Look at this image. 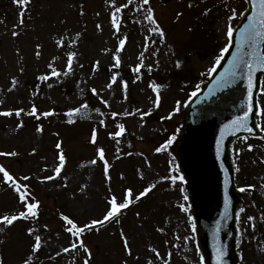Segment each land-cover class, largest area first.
I'll return each mask as SVG.
<instances>
[{"label":"rangeland","instance_id":"obj_1","mask_svg":"<svg viewBox=\"0 0 264 264\" xmlns=\"http://www.w3.org/2000/svg\"><path fill=\"white\" fill-rule=\"evenodd\" d=\"M6 4L10 6L0 10V112L18 108L25 112L20 117L0 115V153H17L16 156H0V164L18 178L30 177L21 182L29 185L32 196L40 201L43 210L38 220L0 225L6 229L0 233L3 264H22L31 255L34 239L27 233L29 227L36 228L35 234L46 241L33 264H82L86 256L83 249L69 253L61 251L75 238L64 231V224L54 215L64 212L81 225L104 215L110 191L103 163L98 158L99 147L105 149L112 165L111 189L118 196L126 187H132L137 193L149 183H157V188L148 198H142L125 210L119 224L112 222L99 232H86L84 241L93 252V264H123L124 261L147 264L149 259L154 264H163V260L150 250L152 247L159 250L163 259H168L171 252L169 264H200L201 255L207 264L198 227L195 234L191 232L189 217H194V212L186 186L179 181L175 185L160 181L161 177L172 174L170 168L177 166V149L168 148L159 153L155 149L162 132L167 130L173 133L172 137L183 125L184 107L192 93L178 86L172 78L179 73L195 74L198 82L204 84L211 74L209 69L216 67L215 59L222 54L221 49L229 45L228 25H236L246 7L245 1L206 0L190 6L176 0H149L148 5L141 7L143 0L130 3L129 0H31L25 22L18 28L14 26L19 23L22 9L14 0H0V5ZM125 4L128 6L122 8L120 14V32L116 33L111 23L113 5ZM148 7L154 10L157 21L165 29L163 39L150 31L154 25L145 19ZM205 9L211 11L203 15ZM232 9L236 10V15L229 21ZM177 13L183 15L177 17ZM13 31H19L20 35L12 36ZM124 36L128 40L120 53L122 63L113 72L108 69L114 64L118 41ZM60 39L64 40L63 46H58ZM37 44L42 45L39 57L36 56ZM72 51L77 53L72 73L44 82L37 79L52 71L49 64L61 73L66 71L68 53ZM142 52L144 67L140 73H135L132 69L140 63ZM177 59L183 62L182 69L175 67ZM96 61L100 62V67L93 71ZM148 66L152 67L151 71ZM114 73L119 74L117 83L108 88ZM137 75L141 77L139 80ZM13 77L18 81L15 88H12ZM123 80L128 81L126 100ZM153 81L165 86L161 90L159 108L153 105L155 93L149 86ZM92 88H96L99 95H94ZM101 96L108 100L110 107L102 103ZM177 101L181 102L180 111L167 118ZM33 103L40 112L55 109L57 113L40 118L42 133L36 131L39 125L34 123V117L27 115ZM84 103L87 109H82V114L74 117L75 122L69 123L67 111ZM259 104L264 107L262 92ZM136 109L151 110V115L142 120L139 114H123ZM112 112L120 115L110 119L106 113ZM258 119L264 126V118L258 115ZM21 120L23 127L17 129ZM100 120H104L106 126L101 125ZM120 123L126 128L124 136L110 137L109 133L117 131ZM93 129L97 131L96 144L91 143ZM57 142H62L67 163L60 177L43 180V177L54 175L59 163ZM249 144L253 145L252 149L248 148ZM33 149H36L34 154ZM128 152L133 154L128 156ZM93 159L97 160L95 165L90 163ZM173 159L174 164H171ZM232 163L239 188L255 185L242 192L244 211L238 210V262L264 264V141L256 142L250 137L247 141L243 138L235 141ZM141 171L144 179H140ZM185 195L187 201L183 199ZM18 202V194L0 182V216L21 211L23 206ZM180 204L189 207V212H183ZM121 228L129 238L132 256L124 250ZM158 228L164 231H157ZM185 237L194 238L185 240ZM57 252L61 254L57 256Z\"/></svg>","mask_w":264,"mask_h":264},{"label":"snow or ice","instance_id":"obj_2","mask_svg":"<svg viewBox=\"0 0 264 264\" xmlns=\"http://www.w3.org/2000/svg\"><path fill=\"white\" fill-rule=\"evenodd\" d=\"M131 0H129V3ZM252 4V15L248 18V23L241 29L240 33V40H241V45L238 50V54L233 57V60L230 61V68L225 70V73L221 75L220 81L218 82L219 86L221 88L227 87L229 84V80L235 78L239 74V70L241 67L247 69V103H246V110L243 111V115H238L236 116L232 121H230L228 124L224 125V128L221 129L220 133V140L218 141L217 145V155H221L222 148L221 145L225 139V132L231 131V133L239 132L241 130H245L248 133L255 134V130L250 127L249 125V120L250 117L252 116L254 109L257 107V102L255 101L254 98V91L259 90L260 92L264 93V87L257 88V83H256V72L260 70H264V48L261 49L259 55L256 53V48L259 47L260 44H264V0H250ZM14 3L22 9L19 13V23L14 26V28H18L19 26L23 25L25 22V15L28 10V6L31 3V0H14ZM149 0H143V4L141 7L144 5H148ZM114 6V11L111 14V23L113 28L115 29L116 33L120 32V14L122 11V8L127 7L128 5H121L119 7ZM191 6V5H190ZM139 11V8L137 9ZM211 9H205L203 12V15H207ZM232 16H229V21H231L234 16L236 15V10L232 9ZM81 14L83 12L81 11ZM180 15H183V13H177V17ZM147 21L151 25H154L150 29V31L156 33L157 35L160 36L161 39L165 37V29L161 27L160 23L157 21L154 10L151 7L147 8V15L145 17ZM99 28L100 25H97ZM190 31L192 29H189ZM20 32L19 31H13L12 36L16 37L19 36ZM80 34L77 33V36ZM233 35V27L231 23L228 25L227 29V36L229 39ZM128 37L124 36L123 38L119 39L118 41V47L116 49V52L113 56L114 59V64L112 67L114 68H119L121 66V55L120 53L124 50L125 45L127 43ZM75 42V41H73ZM154 43V41H153ZM64 45V40L60 39L58 41V46H63ZM247 46L248 48H252V52L250 54V57L248 59H245V56L248 55V53H245V56L240 55V52H244V48ZM42 47V45L37 44L36 48L38 49L36 51V56L39 57L41 55L39 49ZM230 45H226L221 49V55L217 56L215 59V64L218 66L220 64V61L224 58L223 54L227 53L229 51ZM145 51H147V47L145 48ZM77 53L72 51L68 53V60H67V68L66 71L61 73L59 70H56L52 64H49V68L52 69L50 73L43 74L39 76L37 79L40 80L41 82L48 81L52 77L59 78L61 75L67 76L70 73L73 72V60L75 59ZM143 52L140 54V63L137 64L135 67H133V72L135 73H140L141 69L144 67L143 63ZM81 67H83L81 65ZM100 67V62L96 61L94 65L93 71H97ZM175 67L177 69H182L183 67V62L180 59H177L175 62ZM148 70L151 71L152 67L148 66ZM23 71V69H21ZM210 72H215L216 67H212L209 69ZM118 73H114L111 78H110V83L107 85L108 88H112L114 84L117 83L118 80ZM141 77L140 75H137L136 79L139 80ZM18 81L16 80L15 77H13L12 80V88H15L17 85ZM122 88L124 92V99H127V94H128V81L123 80L122 82ZM49 87H52L51 84L48 85ZM154 93H155V100L153 102V105L155 108H159L161 106V90L164 88V85L157 84L156 82H151L149 85ZM197 90L199 89V85L196 86ZM12 89H9L11 91ZM91 92L94 95H99L97 92L96 88H92ZM192 96L197 95V91H193L191 93ZM101 101L103 104L107 105L110 107L108 100L104 99L102 96L100 97ZM2 103V101H0ZM180 106L181 102L177 101V106L173 110L172 113H170L169 117L171 118L172 115L180 111ZM88 105L87 103H84L80 105V107H74L71 108L67 111L66 115L69 117V123H74V117L81 115L82 109H87ZM258 114L264 118V107H259L258 109ZM97 112H99V109H96ZM25 109L23 108H18L14 110H6L3 112H0V115L6 116V117H11L13 114L15 116L20 117L21 113H24ZM55 109H50L48 111L40 112L37 105L35 103L32 104L31 111L27 112L28 116L35 117L37 120H39L41 117H50L53 115H56ZM124 115H136L139 114L141 119L143 120L144 117L150 116L151 115V110L148 111H142L140 109H136L134 112H125L123 113ZM101 116L104 115V113H100ZM120 115V113L117 112H112L111 116L113 118L117 117ZM101 125H105L104 120H100ZM23 127V121L21 120L20 123L17 125V129ZM37 132L42 133L44 131L43 125H39L36 129ZM260 131L264 132V126L260 127ZM126 132L125 125L123 123H120L117 125V131L115 132H110L109 136L113 138H121L124 136ZM58 135V134H57ZM264 138V137H262ZM176 137L173 135L170 137L165 144L161 145L160 147H157L155 151L157 153L166 151L168 148L171 147L173 142L175 141ZM243 139L247 141L249 139L248 136H244ZM97 142V131L96 129H93L92 134H91V143L96 144ZM117 143H119V139H117ZM56 148L59 150L58 151V165L55 166L54 168V175L52 176H46L43 177V180H54L57 177H60L62 171L65 168V165L67 163V157L65 155L64 148L62 146V142H57ZM249 149L253 148V145L249 144L248 145ZM119 151V149H118ZM33 154L36 152V149L32 150ZM97 154L99 160L103 163V173L105 176V179L107 180L109 184V191H110V196L107 200L108 207L102 216V218H96V219H91L89 222L84 223L83 225L78 224L73 218H71L69 215L61 213V219L64 222V231L71 234L72 237L75 239L70 242L69 247H64L62 248V252L64 253H69L71 251H76L79 249H83L85 252L86 256L83 261V264H90L92 257H93V252L89 248V246L85 243L83 237L86 232H91V231H96L99 232L101 227L105 226L106 224L115 222L119 224L121 222V217L124 215L125 210L129 209L135 202H139L142 198H148L151 193L157 188V183H149L146 187H144L141 191L138 193L134 191L132 187H126L123 189V196H118L114 191L111 189V181H112V176L110 174V169L112 165L109 163L108 159L106 158V153L105 149L103 147H99L97 149ZM133 153L128 152L126 155L131 156ZM16 152H7V153H0V156H16ZM117 159L120 157L117 156ZM91 164L95 165L97 163L96 159H93L90 161ZM171 164H174V159L173 161L170 162ZM239 171V169H236ZM227 171V170H225ZM170 172L172 174L163 176L160 178V181H169L172 185H175L177 181L181 183H186L185 177L182 173H179V168L178 166L170 168ZM179 173V174H177ZM0 174H2V181L5 184H7L9 187H11L15 193L18 194L19 201L23 205L24 210L18 211L14 214H5L3 216H0V225L4 226H13L15 222L20 221V220H38L39 218V210H40V201L36 200L34 196H32V193L29 191V185L27 183H22L21 181H28L30 179L29 176H23V177H16L13 175L3 164H0ZM140 179H144V173L141 171L139 172ZM121 179H124L123 174H121ZM230 183L229 178L226 176L225 179V196L227 198V188ZM249 188H255V185H249L247 187H242L240 188L241 192L247 191ZM183 191V189H181ZM185 201L188 200V196L185 195L183 197ZM180 209L188 213L189 212V207H187L185 204H180L179 205ZM241 212L244 211L243 208L240 209ZM136 216L139 217L140 213L137 212ZM228 213L225 211V218H227ZM191 221V232L193 234L196 233L197 231V224L195 221L194 217H189ZM248 219L254 220V217H248ZM220 222H217L216 225V233L218 234L220 231ZM45 228H47V225H44ZM255 227V225H253ZM5 227H0V233H3L5 231ZM157 231L163 232V228H158ZM37 232V229L34 227H29L27 229V233L30 236H33L34 243L31 246V255H29L27 258H25L22 261V264H33V260L36 257V254L40 252L46 241H44L39 234H35ZM120 237L123 242V247L125 252L127 253L128 256H132L133 249L130 246L129 238L125 234L123 228L120 229ZM179 238V237H178ZM194 237H185V240L192 239ZM0 243H3V241H0ZM157 258L163 260V264H169L170 259H171V252L168 253V259H163L161 257L160 252L157 248L152 247L150 249ZM61 252H57L56 255L59 256ZM226 255L225 251L223 250L222 247H219L216 249V264H224V256ZM0 264H3V259L0 258ZM123 264H127V261H124ZM147 264H154L153 260L149 259L147 261ZM200 264H204V257L201 255L200 256Z\"/></svg>","mask_w":264,"mask_h":264},{"label":"water","instance_id":"obj_3","mask_svg":"<svg viewBox=\"0 0 264 264\" xmlns=\"http://www.w3.org/2000/svg\"><path fill=\"white\" fill-rule=\"evenodd\" d=\"M167 1V0H163ZM196 3L202 0H180ZM247 8L233 30L229 51L217 66L216 71L200 90L193 96L185 107V126L177 136L178 165L187 177V186L192 198V207L199 223L200 238L203 244L208 264H216V249L222 247L226 255L224 264L236 263V220L237 210L241 206V194L235 187L234 171L231 164V146L236 139L248 135L260 136L257 124L258 113L257 96L259 90L254 91L257 107L249 120V125L255 134L245 130L225 132V139L221 145V155H217V145L220 140L221 129L236 116L243 115L247 103V69L241 67L239 74L229 80L227 87L218 84L221 75L230 68V61L238 54L241 45V29L248 23L252 15V4L246 0ZM264 44L257 47L259 55ZM252 48L245 46L244 52L239 54L250 57ZM264 70L256 72L257 88H260ZM227 170V171H225ZM229 178L227 198L225 196V179ZM225 211L228 216L225 218ZM217 222L220 231L216 233Z\"/></svg>","mask_w":264,"mask_h":264},{"label":"trees","instance_id":"obj_4","mask_svg":"<svg viewBox=\"0 0 264 264\" xmlns=\"http://www.w3.org/2000/svg\"><path fill=\"white\" fill-rule=\"evenodd\" d=\"M7 7H9V6L8 5H0V10H3L4 8L7 9ZM175 80L179 86H182L185 88L189 87L190 85L195 84V81H194L195 78L193 76H186L185 75L183 77H178ZM160 139L162 140V142L165 143L169 139V134L165 132L163 135L160 136ZM172 146L176 147L175 144H172ZM40 210H42V209L40 208ZM54 217H57V216L54 215ZM59 221L62 223V221L60 219H59Z\"/></svg>","mask_w":264,"mask_h":264}]
</instances>
